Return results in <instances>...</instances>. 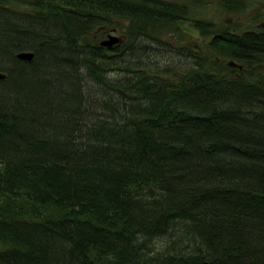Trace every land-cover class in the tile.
I'll use <instances>...</instances> for the list:
<instances>
[{
    "label": "trees",
    "instance_id": "1",
    "mask_svg": "<svg viewBox=\"0 0 264 264\" xmlns=\"http://www.w3.org/2000/svg\"><path fill=\"white\" fill-rule=\"evenodd\" d=\"M124 8L0 0V264H264V36L168 64Z\"/></svg>",
    "mask_w": 264,
    "mask_h": 264
},
{
    "label": "flooded vegetation",
    "instance_id": "2",
    "mask_svg": "<svg viewBox=\"0 0 264 264\" xmlns=\"http://www.w3.org/2000/svg\"><path fill=\"white\" fill-rule=\"evenodd\" d=\"M121 1L124 10L127 0ZM135 3L141 13L150 14L141 20L137 30L151 29L143 27V22H161L162 29L156 28L147 37L136 31L133 43L155 49L159 53L156 57L168 64L189 65L201 56L217 63L242 66L235 59L232 63L227 53L231 39L248 32L264 36V0H135ZM113 18L97 24L92 38L107 49L124 48L132 22L125 13ZM111 37L115 38L112 43H103Z\"/></svg>",
    "mask_w": 264,
    "mask_h": 264
},
{
    "label": "water",
    "instance_id": "3",
    "mask_svg": "<svg viewBox=\"0 0 264 264\" xmlns=\"http://www.w3.org/2000/svg\"><path fill=\"white\" fill-rule=\"evenodd\" d=\"M114 37H111L110 39L104 40L103 43H112L114 41ZM16 55L19 58L30 60L33 57V51L31 50H21L16 53ZM5 76V73L3 71H0V78H3Z\"/></svg>",
    "mask_w": 264,
    "mask_h": 264
},
{
    "label": "rangeland",
    "instance_id": "4",
    "mask_svg": "<svg viewBox=\"0 0 264 264\" xmlns=\"http://www.w3.org/2000/svg\"><path fill=\"white\" fill-rule=\"evenodd\" d=\"M161 62H158V63L162 64ZM108 74L113 76L115 73L113 71V72H109ZM83 83H86V84H89V85L91 84L90 82H86L85 80L83 81ZM162 242H163L162 239H155V243H156L157 246H160L162 244Z\"/></svg>",
    "mask_w": 264,
    "mask_h": 264
}]
</instances>
